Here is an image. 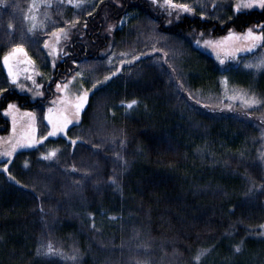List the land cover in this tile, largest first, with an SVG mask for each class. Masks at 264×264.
Here are the masks:
<instances>
[{
	"label": "trees",
	"instance_id": "trees-1",
	"mask_svg": "<svg viewBox=\"0 0 264 264\" xmlns=\"http://www.w3.org/2000/svg\"><path fill=\"white\" fill-rule=\"evenodd\" d=\"M161 1L0 0V57L23 44L50 87L80 72L93 90L122 56L141 57L91 92L63 137L18 151L0 172V264H264V68L250 67L264 41L219 63L190 39L264 31L255 28L264 9L172 0L194 8L175 20ZM59 28H71L75 46L52 68L43 46ZM224 81L261 103L227 107ZM0 89V111L9 102L32 110L44 136L49 96L13 89L2 59ZM0 125L5 133L1 116Z\"/></svg>",
	"mask_w": 264,
	"mask_h": 264
},
{
	"label": "rangeland",
	"instance_id": "rangeland-1",
	"mask_svg": "<svg viewBox=\"0 0 264 264\" xmlns=\"http://www.w3.org/2000/svg\"><path fill=\"white\" fill-rule=\"evenodd\" d=\"M239 2H241V0H237L235 4ZM161 5L165 7L168 13L171 14L173 16V19L175 20H177L181 16H193V11L187 12L177 7H174L173 2L172 4H168L165 2V0H162ZM259 8L260 7L258 6H253L251 9H259ZM241 10H250V9L241 8ZM132 17H133L132 14L126 13V15H124L121 18V21L119 22L118 26L120 27L126 24L128 20ZM65 30L67 31V35H62L58 43L56 42V37L52 33L47 38V40L49 41V47L43 46L45 51L47 52L52 68L56 67L58 62H60L64 46H69V47L75 46V44L71 43V39H72L71 28ZM245 32L246 30H244L243 32L232 31L233 33L232 35H229V32H227L223 35L209 37L202 34V32L199 31V32L191 33L190 39L192 45L196 49L211 56L217 62L222 63L229 59L235 58L239 55H245L251 53L254 50H256L257 47L262 43L261 41L256 45L255 48L249 50L247 46L251 43V40L245 38L244 35ZM205 41H208V43H205ZM54 44L56 45L58 50L55 52V54H50L52 53V45ZM109 58H111V61L113 60L115 62L118 58H120V56L115 55L113 53L110 54ZM140 58L141 57H137L136 59H133L130 56H125V55L122 56L118 64V65L121 64L119 67L120 71L122 69V66H129ZM122 61L123 63H121ZM11 63L13 66V71L17 73V79L15 82H13L9 78L8 70L4 66L3 61H2V67L13 89L26 95L29 100H36L38 98H42L45 94L49 96V98L45 101L46 104H45V115H44L47 131L46 134L43 136L44 139L41 140L40 137L42 136H40L37 132L36 116L34 112L30 109L22 108L16 102H11V103H15L18 109V110H12L15 116V123H13V115L6 114L3 111V109L6 108L10 102L7 103L6 106L0 111V116L4 120H6L8 124L7 131L5 133H0V172H5L3 165L5 164L8 165L9 161L18 151H21L23 149L35 148L41 145L47 139H55L58 137H63L68 127L79 123L81 118V113L85 108V106L87 105V102L84 108L81 109L79 114V119L77 120L75 119L76 113L74 107L76 102V97L78 96L80 91H83L85 88L89 89L84 85L83 77L80 72H74L70 76H68L65 80L61 81L60 82L61 87L67 84V88L64 91H60L57 88V84L54 87L48 86L49 85L48 74L41 73L37 69L33 61L28 62L27 57L23 53L18 54V56L14 58L11 61ZM55 70H57V68H55ZM60 71L61 70L59 69L58 72ZM112 73L116 75L118 72L115 71ZM114 75L110 76L107 80L103 79L99 84L95 86V88L104 85ZM29 77H31V79H29ZM225 83L226 82L224 81L223 84L225 86L223 90V95H224L225 103H227V107L234 105H238L244 108L256 106V105H246L244 103V100H242L239 96H237L235 99H232L231 97H233V95L237 92L243 94L245 99H247V96L244 93L235 90L234 88L230 87ZM37 85H39V87H37ZM43 85L45 87H43ZM47 87L49 88V90H46ZM93 90L90 89L89 95ZM27 113H33L34 115L29 116L27 115ZM65 118L71 119L72 122L67 125L64 131L57 132L56 135H51L50 133L53 131L54 126H59L60 124H62ZM49 119L51 120V123H49ZM2 127L3 125H0V129ZM10 137L11 140L9 139ZM29 139H34L37 141V143L28 144L27 141ZM17 142H19L21 146L17 147L14 151H12L11 156H5L3 153L11 151V145Z\"/></svg>",
	"mask_w": 264,
	"mask_h": 264
},
{
	"label": "snow or ice",
	"instance_id": "snow-or-ice-1",
	"mask_svg": "<svg viewBox=\"0 0 264 264\" xmlns=\"http://www.w3.org/2000/svg\"><path fill=\"white\" fill-rule=\"evenodd\" d=\"M66 3L69 4H74L77 7L80 5L81 0H65ZM166 3L168 4H172V0H165ZM174 7H177L181 10L187 11V12H192L194 10L193 6H190L187 3H181V4H174ZM253 6H258L261 9H264V0H241V2L234 4L233 8L235 10H239L241 8H247V9H251ZM33 7H39L38 4H34ZM201 17H203L205 15V12L201 11L200 12ZM25 19H28V17L26 16ZM33 20H35V17L32 18ZM66 23L74 25V21H67ZM9 27L11 28L12 25L10 24ZM35 28V23H33V26L31 28L28 29L29 32L33 31V29ZM255 28L258 29H264V21H262L260 24L255 25ZM232 31L231 29L229 30V35H232ZM53 35L56 37V42L58 43L59 40L61 39L62 35H67V31L64 28H59V29H53ZM245 38L251 40V43L247 46L248 49H252L255 48L256 45L258 43H260L261 41H264V31H254L252 27H249L246 29L245 32ZM205 43H208V41H205ZM44 46L45 47H49V41L46 39L44 41ZM57 47L56 45H52V53L50 54H55V52L57 51ZM153 51H155V49H153ZM23 53L26 57L28 62H32V58L30 56H28L27 54V50L25 49L23 44H15L12 46V49L8 52H6L2 57H0V59H2L4 66L7 68L8 70V76L9 78L15 82L17 79V73L13 71V66L11 61L16 58L18 56V54ZM137 57H133V59H136ZM109 60L111 61V58H109ZM123 63V61L121 62ZM250 67H255V68H264V57H260L253 65H250ZM117 72L120 71V68L117 67L116 69ZM79 75V74H78ZM114 75V73H109L108 76H105L104 79L107 80L110 76ZM29 79H31V77H29ZM99 83V81L97 82ZM37 87H39V85H37ZM93 87H95V85H93ZM57 88L60 91H64L67 88V84H65L63 87H61L60 82H57ZM5 91L4 89H0V92ZM89 92L90 89L85 88L83 91H80L78 96L76 97V102H75V119H79V114L81 109L84 108L87 100H88V96H89ZM191 95V94H190ZM237 96H239L242 100H244V103L246 105H256V104H260L261 101L256 97L255 94L248 96L247 99H245L244 95L237 92L233 95V97H231L232 99H235ZM123 103V102H122ZM137 103V101L135 99L130 100L127 102V107L131 108L133 105H135ZM12 110H18L17 109V105L15 103H9L7 105L6 108L3 109L4 113L9 114V115H13V123H15V116ZM27 115L29 116H33V113H27ZM72 121L71 119L65 118V120L63 121L62 124H60L59 126H54L53 131L50 133L51 135H56L57 132H62L64 131V129L67 127L68 124H70ZM49 123H51V120L49 119ZM11 140V137L9 138ZM41 140L44 139V137H40ZM77 139H73L72 137H69V140L71 141V143L73 145L76 144ZM28 144H34L37 143L36 140L34 139H29L27 141ZM123 143V141H122ZM21 144L19 142L17 143H13L11 145V151L5 152L3 153L5 156H11L12 151H14L17 147H20ZM56 149H52L50 151H48L46 154H43L45 156L46 159L48 158H52L56 155ZM264 155V154H262ZM4 170L7 171L8 169V165H3ZM13 179H15L13 177ZM109 180H111L113 183H115V178L114 177H109ZM17 183H19V181H17ZM261 227H264V225H262ZM235 250L238 252L240 250V245H236L235 246ZM45 251L47 253H52L54 251L51 243H49L45 249ZM204 252H207V249H203L200 253H197V255H195L193 257V259L195 261H199L201 259V256L203 255ZM75 254H73V256L71 257V259L75 260Z\"/></svg>",
	"mask_w": 264,
	"mask_h": 264
},
{
	"label": "flooded vegetation",
	"instance_id": "flooded-vegetation-1",
	"mask_svg": "<svg viewBox=\"0 0 264 264\" xmlns=\"http://www.w3.org/2000/svg\"><path fill=\"white\" fill-rule=\"evenodd\" d=\"M78 53H79V52H78ZM67 55H68V53H65V56H67ZM62 56H63V54L61 55V57H62ZM79 56H80V54H79ZM80 57H81V56H80ZM74 58H75V57H74ZM60 60H61V59H60ZM60 62L62 63V61H60ZM58 70H59V69H57V75L61 72V71L58 72Z\"/></svg>",
	"mask_w": 264,
	"mask_h": 264
}]
</instances>
